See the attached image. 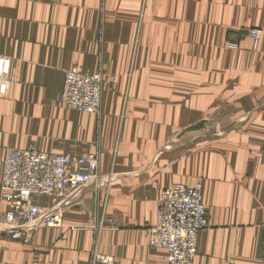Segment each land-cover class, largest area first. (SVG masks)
I'll list each match as a JSON object with an SVG mask.
<instances>
[{
  "label": "crops",
  "instance_id": "0c3cea01",
  "mask_svg": "<svg viewBox=\"0 0 264 264\" xmlns=\"http://www.w3.org/2000/svg\"><path fill=\"white\" fill-rule=\"evenodd\" d=\"M0 56V221L8 148L101 176L0 264H167L145 232L174 183L202 186L193 264H264V0H0ZM71 68L101 75L97 114L61 102Z\"/></svg>",
  "mask_w": 264,
  "mask_h": 264
},
{
  "label": "built area",
  "instance_id": "2783aa9c",
  "mask_svg": "<svg viewBox=\"0 0 264 264\" xmlns=\"http://www.w3.org/2000/svg\"><path fill=\"white\" fill-rule=\"evenodd\" d=\"M260 31L249 36L256 45ZM3 57L0 56V67ZM101 75L71 68L64 73L61 102L83 114H97L101 101ZM101 180L94 154L42 153L33 147L8 148L3 160L1 199L7 210L0 221V236L11 241L29 240L39 228H59L62 208L69 198ZM47 200L41 204L39 200ZM207 225L202 186L174 183L158 197L155 223L146 229L147 245L165 252L167 264H193L197 239ZM105 264L111 260L101 259Z\"/></svg>",
  "mask_w": 264,
  "mask_h": 264
},
{
  "label": "rangeland",
  "instance_id": "374dc122",
  "mask_svg": "<svg viewBox=\"0 0 264 264\" xmlns=\"http://www.w3.org/2000/svg\"><path fill=\"white\" fill-rule=\"evenodd\" d=\"M257 30V29H256ZM260 36H261V32H260V35H259V37H258V40H257V43H256V45H254V41H253V39H252V43H253V47H255V48H257L258 47V45H259V40H260ZM208 127H211V128H214V123L212 122V121H209V123H208ZM2 221V220H1ZM34 233V232H33ZM33 233L31 234V236H30V238L32 237V235H33ZM1 237H3V236H0V238ZM29 238V239H30Z\"/></svg>",
  "mask_w": 264,
  "mask_h": 264
},
{
  "label": "bare ground",
  "instance_id": "6f19581e",
  "mask_svg": "<svg viewBox=\"0 0 264 264\" xmlns=\"http://www.w3.org/2000/svg\"><path fill=\"white\" fill-rule=\"evenodd\" d=\"M154 61V60H153Z\"/></svg>",
  "mask_w": 264,
  "mask_h": 264
}]
</instances>
